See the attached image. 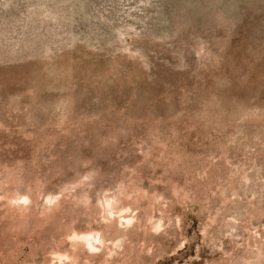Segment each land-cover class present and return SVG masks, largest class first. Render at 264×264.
<instances>
[{"label": "rangeland", "instance_id": "rangeland-1", "mask_svg": "<svg viewBox=\"0 0 264 264\" xmlns=\"http://www.w3.org/2000/svg\"><path fill=\"white\" fill-rule=\"evenodd\" d=\"M0 264H264V0H0Z\"/></svg>", "mask_w": 264, "mask_h": 264}, {"label": "bare ground", "instance_id": "bare-ground-1", "mask_svg": "<svg viewBox=\"0 0 264 264\" xmlns=\"http://www.w3.org/2000/svg\"><path fill=\"white\" fill-rule=\"evenodd\" d=\"M89 233H90V232H84V236L86 237L87 235H90ZM90 237H91V236H90ZM91 238H92V237H91ZM91 238H90V239H91ZM85 239H86V238H85Z\"/></svg>", "mask_w": 264, "mask_h": 264}]
</instances>
